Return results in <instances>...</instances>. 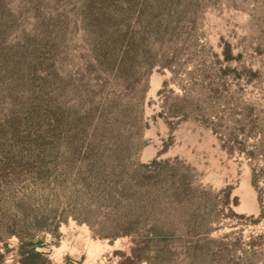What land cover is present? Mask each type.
Here are the masks:
<instances>
[{
    "label": "rangeland",
    "instance_id": "obj_1",
    "mask_svg": "<svg viewBox=\"0 0 264 264\" xmlns=\"http://www.w3.org/2000/svg\"><path fill=\"white\" fill-rule=\"evenodd\" d=\"M225 44L240 54L230 68L261 72L256 85L225 78L228 94L263 108L264 0H0L3 183L14 202L42 197L49 231L40 251L51 264H118L117 253H127V238L98 236L101 222L86 195L101 168L119 167L120 138L124 165L176 159L210 188L219 228L191 239H226L239 249L264 239V219L252 223L259 202L246 160L228 156L197 123L173 120L170 128L152 120L162 83V97L181 93L176 83L193 96L190 78L216 71L214 54L220 59ZM166 59L174 61L173 78L158 66ZM144 86L139 113H123L118 105ZM5 243L0 264H18L16 239Z\"/></svg>",
    "mask_w": 264,
    "mask_h": 264
},
{
    "label": "trees",
    "instance_id": "obj_2",
    "mask_svg": "<svg viewBox=\"0 0 264 264\" xmlns=\"http://www.w3.org/2000/svg\"><path fill=\"white\" fill-rule=\"evenodd\" d=\"M214 58L213 64L220 65L216 71L210 73L208 67L199 70V81L190 78L193 96L186 95L176 83L181 93L169 90L171 97H162L167 86L163 82L157 92L160 111L152 120L158 117L169 127L173 120L197 123L216 137L220 149L228 156L246 160L250 185L257 192L259 202V214L252 221L256 225L264 219V107L229 95L223 80L244 78L246 83L256 85L261 72L249 66L239 70L230 68L229 64L237 62L240 54L233 56L228 44L222 48L220 59L215 54ZM173 63L172 59H166L158 66L168 70L173 78L176 75ZM144 91L145 86L138 98L118 107L123 113L126 110L139 113ZM123 141L120 138V146L113 151L114 158L120 160L119 167L101 168L86 192L92 203V216L101 222L98 236L128 239L127 253H117L121 257L118 264H264V239H248L241 249L228 244L226 239H191L219 228L210 188L198 183L192 175L193 169L176 159L161 161L155 157L147 163L124 165L127 153ZM176 165H179L177 170ZM3 176L0 160V243L6 247V240L16 239L18 264H51L40 251L41 236L49 231V217L39 205L42 197L14 202ZM221 192L225 194V205L230 193ZM78 223L91 228L86 219ZM3 257L0 253V262Z\"/></svg>",
    "mask_w": 264,
    "mask_h": 264
},
{
    "label": "bare ground",
    "instance_id": "obj_3",
    "mask_svg": "<svg viewBox=\"0 0 264 264\" xmlns=\"http://www.w3.org/2000/svg\"><path fill=\"white\" fill-rule=\"evenodd\" d=\"M151 88L154 89L156 88V86L158 85V82L156 81V79L154 77L151 78Z\"/></svg>",
    "mask_w": 264,
    "mask_h": 264
}]
</instances>
